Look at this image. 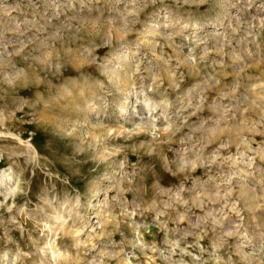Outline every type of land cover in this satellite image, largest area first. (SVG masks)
<instances>
[{"label": "clouds", "instance_id": "clouds-1", "mask_svg": "<svg viewBox=\"0 0 264 264\" xmlns=\"http://www.w3.org/2000/svg\"><path fill=\"white\" fill-rule=\"evenodd\" d=\"M0 264H264V0H0Z\"/></svg>", "mask_w": 264, "mask_h": 264}]
</instances>
